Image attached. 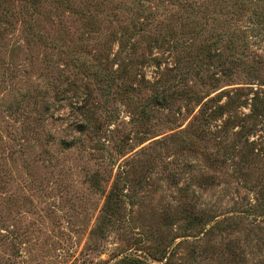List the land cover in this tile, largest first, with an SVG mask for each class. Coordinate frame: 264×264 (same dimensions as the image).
I'll use <instances>...</instances> for the list:
<instances>
[{
	"label": "rangeland",
	"instance_id": "rangeland-1",
	"mask_svg": "<svg viewBox=\"0 0 264 264\" xmlns=\"http://www.w3.org/2000/svg\"><path fill=\"white\" fill-rule=\"evenodd\" d=\"M0 264H264V4L0 0Z\"/></svg>",
	"mask_w": 264,
	"mask_h": 264
},
{
	"label": "trees",
	"instance_id": "trees-1",
	"mask_svg": "<svg viewBox=\"0 0 264 264\" xmlns=\"http://www.w3.org/2000/svg\"><path fill=\"white\" fill-rule=\"evenodd\" d=\"M240 1L241 2L245 1V2H248V3H254L255 5H259L260 3L264 4V0H240ZM110 197L108 199H110Z\"/></svg>",
	"mask_w": 264,
	"mask_h": 264
}]
</instances>
